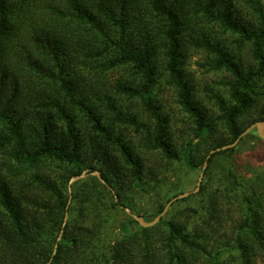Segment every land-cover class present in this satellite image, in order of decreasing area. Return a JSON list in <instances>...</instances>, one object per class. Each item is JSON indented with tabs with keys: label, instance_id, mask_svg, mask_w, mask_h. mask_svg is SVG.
Listing matches in <instances>:
<instances>
[{
	"label": "trees",
	"instance_id": "trees-1",
	"mask_svg": "<svg viewBox=\"0 0 264 264\" xmlns=\"http://www.w3.org/2000/svg\"><path fill=\"white\" fill-rule=\"evenodd\" d=\"M193 51L227 74L226 93L206 88L216 116L197 96ZM163 84L196 125L181 148ZM263 89L264 0H0V264H264V173L234 169L238 148L209 159L206 177L219 158L229 166L200 222L192 207L144 228L125 210L162 214L183 193L147 215L127 194L182 158L203 167L264 122ZM86 170L106 185L89 176L70 194Z\"/></svg>",
	"mask_w": 264,
	"mask_h": 264
},
{
	"label": "rangeland",
	"instance_id": "rangeland-1",
	"mask_svg": "<svg viewBox=\"0 0 264 264\" xmlns=\"http://www.w3.org/2000/svg\"><path fill=\"white\" fill-rule=\"evenodd\" d=\"M205 57L206 55L202 51H193L189 60L188 70L196 85V93L199 100L207 107L211 115L216 116L217 109L215 108L214 102L209 100L206 88L210 86L215 91L222 90L223 93H226L225 88L218 85V83L225 79L227 74L223 72H207L205 68L200 66V63L204 62ZM243 57L246 58L247 54L243 53ZM159 98L165 107V111L170 114L174 142L181 148L184 142L194 135L196 125L190 116L177 104L174 91L170 89V87L163 84L160 89ZM261 102L263 105L264 97H262ZM260 115L261 111L256 110L253 112L252 118L256 119ZM216 128L220 130V133L224 132L220 124H217ZM247 136L242 138L244 141L242 143L239 142L235 147L238 148V155L235 159L234 169L247 174V179H250V177L255 174L264 173V141L261 142L256 136L245 139ZM233 163L232 161V165ZM228 166V162L224 158L217 159L212 166L211 174H209L208 177L204 174L202 184L206 185L207 192L204 195H197V193H195V195L176 201L169 208L168 212L172 210L175 214L177 211L193 207L200 213L195 223L200 222L199 218L203 216L205 211L204 207L208 205L210 197L223 190V184H225L224 172ZM207 169L208 166L206 171ZM202 171L203 167L194 170L182 158L181 161L171 164L169 171L160 176L158 181H152V179L148 177L146 180L147 185H145L144 188H136L129 192L126 202L131 203L136 211L141 214H151L157 210L160 205L165 204L172 196H177L180 193L194 192L197 188ZM168 212L165 216L169 215ZM122 217H124L122 211L113 212L115 229L111 237H114L116 233L119 234L117 222ZM233 227V222L226 223L220 234L225 237L232 235Z\"/></svg>",
	"mask_w": 264,
	"mask_h": 264
},
{
	"label": "water",
	"instance_id": "water-1",
	"mask_svg": "<svg viewBox=\"0 0 264 264\" xmlns=\"http://www.w3.org/2000/svg\"><path fill=\"white\" fill-rule=\"evenodd\" d=\"M254 130H257V133H258L259 137H260L262 140H264V122H257V123H255V124L251 125V126H250V127L244 132V133H242V134L239 136V138H238L233 144H231V145H227V146H224V147H222V148H220V149H216V150L211 151L210 154H209V156L207 157V160L205 161L204 166H203V171H202V173H201V175H200V178H199V181H198V184H197V188H196V190H195L194 192L183 193V194H181V195H179V196L173 198V199L167 204V206H166V208L164 209L163 213L160 214V215H159L155 220H153L152 222H146V221L144 220L143 217H140V216H138V215H136V214H133L132 211H131L129 208L125 209L126 212H127L131 217H133V218H134V219H135V220H136V221H137L142 227H144V228H152V227L156 226L157 224H159V222L161 221V219H162V218L165 216V214L168 212L169 208L173 205V203H175L176 201H178V200H180V199L187 198V197L191 196L192 194L198 193V192L200 191V188H201V185H202V181H203V178H204V174H205L206 168H207V166H208V161H209V159L211 158L212 155H214V154H216V153H218V152H221V151H226V150H228V149L235 148V147L237 146V144L242 140V138H244L245 136L249 135V134H250L251 132H253ZM89 175H93V176L98 177L99 180H100L104 185H106V182H105V180L102 178L100 172H98V171H96V172H90L89 170H86V171H84L80 176L74 177V178H72V179L70 180V182H69V192H70V194L72 193V189H71V187H72L75 183H77V182H79V181H81V180L87 178ZM109 188H110V187H109ZM110 190H112V189H110ZM112 193L115 195L114 190H112ZM115 199H116V202L119 201L118 197H115ZM70 200H71V196H70ZM122 208H123V207H122ZM67 221H68V213H67L66 216H65V220H64L63 227L66 226ZM63 232H64V231L62 230V231H61V234H60V236H59V238H58V240H57V244H56V246H55V254H56V250H57V248H58V244H59V242H60L61 239H62ZM49 264H50V263H49Z\"/></svg>",
	"mask_w": 264,
	"mask_h": 264
}]
</instances>
